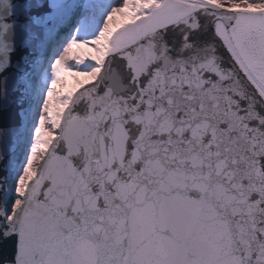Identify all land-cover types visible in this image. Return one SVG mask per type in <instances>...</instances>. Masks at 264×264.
Returning <instances> with one entry per match:
<instances>
[{
    "label": "snow or ice",
    "instance_id": "1",
    "mask_svg": "<svg viewBox=\"0 0 264 264\" xmlns=\"http://www.w3.org/2000/svg\"><path fill=\"white\" fill-rule=\"evenodd\" d=\"M0 264H264V0H0Z\"/></svg>",
    "mask_w": 264,
    "mask_h": 264
},
{
    "label": "bare ground",
    "instance_id": "2",
    "mask_svg": "<svg viewBox=\"0 0 264 264\" xmlns=\"http://www.w3.org/2000/svg\"><path fill=\"white\" fill-rule=\"evenodd\" d=\"M87 51H91V49H86ZM80 79H87L86 77L81 76ZM66 90L67 88L75 89L78 86L76 85L75 81L72 79L71 74H66L65 83L61 86Z\"/></svg>",
    "mask_w": 264,
    "mask_h": 264
},
{
    "label": "rangeland",
    "instance_id": "3",
    "mask_svg": "<svg viewBox=\"0 0 264 264\" xmlns=\"http://www.w3.org/2000/svg\"><path fill=\"white\" fill-rule=\"evenodd\" d=\"M67 90H72V89H70V88H67L65 91H67Z\"/></svg>",
    "mask_w": 264,
    "mask_h": 264
}]
</instances>
